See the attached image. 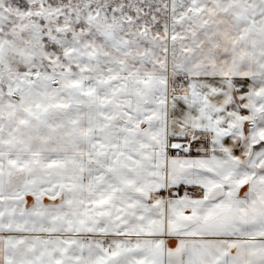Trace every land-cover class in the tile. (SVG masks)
<instances>
[{"label":"snow or ice","instance_id":"1","mask_svg":"<svg viewBox=\"0 0 264 264\" xmlns=\"http://www.w3.org/2000/svg\"><path fill=\"white\" fill-rule=\"evenodd\" d=\"M0 264H264V0H0Z\"/></svg>","mask_w":264,"mask_h":264}]
</instances>
